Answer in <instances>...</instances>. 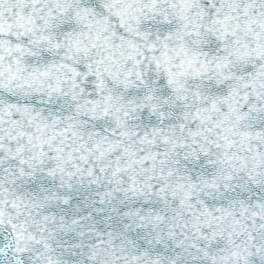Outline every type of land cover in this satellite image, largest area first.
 Wrapping results in <instances>:
<instances>
[{"label": "snow or ice", "instance_id": "snow-or-ice-1", "mask_svg": "<svg viewBox=\"0 0 264 264\" xmlns=\"http://www.w3.org/2000/svg\"><path fill=\"white\" fill-rule=\"evenodd\" d=\"M0 264H264V0H0Z\"/></svg>", "mask_w": 264, "mask_h": 264}]
</instances>
